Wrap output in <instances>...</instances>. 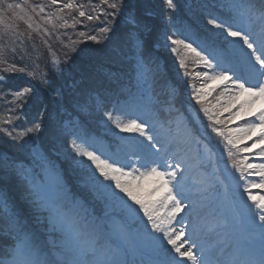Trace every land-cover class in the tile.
<instances>
[{
  "label": "rangeland",
  "instance_id": "obj_1",
  "mask_svg": "<svg viewBox=\"0 0 264 264\" xmlns=\"http://www.w3.org/2000/svg\"><path fill=\"white\" fill-rule=\"evenodd\" d=\"M193 2V0H187V3H182H184L183 6L189 8L190 16L195 21L197 28L206 37L209 36V40L204 37L203 40L195 39L192 35L194 32L196 36L194 28L185 30L183 33L185 35L177 30L169 32L167 36H163L162 40L166 54L171 57V64L173 63L171 66L173 71L171 72L174 74L172 73V76L180 82L179 86L174 88L182 92L184 100L187 99L184 96L189 94L191 98L197 101L196 89L200 88L204 81L196 74L202 72L211 74L212 69L196 61L191 54L185 56L183 48L173 45L169 37L184 39L186 42L192 43L193 47H198V50H201L212 61L213 65L217 62L215 57L224 55L225 64L235 66L245 59L244 53L240 52L238 47L228 43L231 38L226 37L219 29L208 25L206 21L216 18L218 22L233 23L236 13L240 12L243 13L244 23L250 22L254 30L259 32L260 21L258 17L260 9L264 8V2L262 0H209L208 4L211 7H217V10L223 14L218 15L219 17L211 16L209 10L198 14L193 13L194 9L191 7ZM250 5L254 6L251 10L249 9ZM154 48L159 50L160 46L155 45ZM173 48H177V51H173ZM182 57L185 60L184 66L180 63ZM135 66H139L135 74L137 87L128 92L125 97H114L106 104L98 97L89 101L91 102L90 107L93 109L91 112L97 120L98 130L104 132L108 138L93 135L91 139L86 137L87 140L93 145L94 150H98V154L104 153L105 158L116 161L118 166L127 165V170H131L134 166L141 171L144 170L141 164L145 159L160 160L164 158L171 162L170 158L175 156V159L179 160L178 157L180 156L175 154L176 149L171 146L174 139L186 144L185 154L187 155L182 161H173L172 163L181 165L178 173L182 171L183 175L177 177L179 180L178 190L184 197L183 203L188 205L186 200L190 202L191 207H186L184 211L177 214V220L173 222L172 227L176 229L183 227L187 238L195 240L200 248L204 249L205 258L210 264H235L236 261L244 259L247 254L245 250L253 249L256 245L260 248L261 245L258 227L260 221L258 216L253 220V210L249 207L252 202L247 199V193L244 191L247 185L259 184L261 180L249 169H245L242 175L234 166L233 160L241 168L244 167V164H264V156L260 154V148L264 147V144L257 139L261 129L256 128L238 141L241 149L238 151L229 145L224 137L218 136L213 128L235 131L237 128L244 127L247 122L255 120L260 111L264 110V99H253L247 94H241L237 100L228 104L227 97L230 94L228 91L230 84L228 81H221L223 85L205 96L203 107H208L216 112L222 123L216 124L215 120H209L203 112L204 119L208 121L203 126L199 121H196L197 118L194 114L190 111L185 112V105L184 109H180L176 104L167 103L169 101L162 98L165 93L156 92L161 91L163 83L151 82L147 76L148 68L146 66L143 65V67L141 62L136 63ZM219 70L217 69V71ZM212 82L214 81H209L207 87ZM168 89L169 87H165L164 91L166 92ZM249 100H251V104L246 105L245 109L241 111L240 104ZM91 112L88 114L93 116ZM107 112H112L114 116L125 121L137 119L139 122L145 123L147 135L154 139L148 141L146 136H141L139 133L121 131L107 120L104 115ZM201 112L202 110L198 109L200 115ZM237 112L238 115L229 119L230 113ZM85 136H67L65 139L62 135V138H58V140L60 142L66 141V150H61L62 153L53 148L50 150L54 156L60 157L62 160L66 159L74 169H79L75 172L84 178L87 184L89 182L92 185L93 191L90 192L95 196V199L88 200V197L83 195L79 202L76 200L69 203L64 197L66 193L62 189V178L51 173L48 167L43 177L36 176L31 179L24 173H20L19 176L16 174L18 187L23 190L29 204L37 211L36 215L39 214L37 219L40 225L37 223L38 226L48 234L47 242H44L46 247L44 252L49 254V247H53L55 250L50 255L53 258H57L58 254L59 258L69 261L74 258L85 261L92 259L91 257L74 256L70 251L74 243L72 236L67 231H61L59 227H53L48 208L59 207L63 217L73 220L83 232L98 236L102 242L115 241L119 244L127 252L126 257L122 258L126 259L128 264H148L149 261L161 259V255L151 251V247L159 245L160 241H153V238L148 235L151 226H146L147 218L143 216V213L130 214L124 201L113 195V192L119 193V190L115 189L114 183L111 188L106 187L109 184L108 181H104L103 184L98 183L93 176L94 166L86 158H81L72 151V140L75 139L77 143H80L81 138H85ZM254 141L256 142L255 147H253ZM150 145H155V147ZM134 147L137 149H133ZM161 148L165 151H158ZM229 150L233 153L231 157L228 154ZM226 158H228L227 161ZM37 159L40 161L39 155ZM81 159L85 161L84 164L79 163ZM228 160L230 161L229 164ZM240 161H244V164H241ZM11 174L15 175L13 170H11ZM95 176L98 177L99 173H96ZM122 179L127 180L129 177H122ZM100 180L103 178L100 177ZM157 183L158 181L154 177L139 181L141 185L138 190L140 198L153 201L161 199L167 189L158 188ZM152 189L156 190L152 191ZM252 192L253 194L264 195V190L258 188L252 189ZM149 193H151L150 196ZM119 195L123 196L124 194L119 193ZM128 203L132 202L129 200ZM88 204H94V208H99L96 206L97 204H100L102 209L108 208V211L102 214L103 217L108 216L107 220L100 218L98 221L94 213L86 216L83 207ZM111 205L115 206L109 209ZM134 207L138 208L139 206L135 205ZM160 211L163 214L165 210L161 209ZM103 221L105 222L103 223ZM131 223L137 227L130 228L128 225ZM161 235L162 233L155 234L156 237ZM48 242L49 244H47ZM141 247L147 252H144ZM164 247L170 248L166 245V241ZM194 251L199 255V248ZM138 260L141 262H136Z\"/></svg>",
  "mask_w": 264,
  "mask_h": 264
},
{
  "label": "trees",
  "instance_id": "obj_2",
  "mask_svg": "<svg viewBox=\"0 0 264 264\" xmlns=\"http://www.w3.org/2000/svg\"><path fill=\"white\" fill-rule=\"evenodd\" d=\"M193 1V13L209 10L213 17L223 15L217 7L208 4L209 0ZM182 2L187 3V0H173L175 7L169 8L166 0H122L123 7L113 16V10L101 0H73L78 5L95 6L93 15L99 19L88 21L79 17L78 11H90V8L65 9L63 5L68 0H59L56 5L51 0H4L6 10L2 15L6 22L16 27L15 35L10 33L0 39V47L5 44L9 49L15 47L17 55L6 50L0 57L7 60V63L0 62V76L4 77L0 81V202H3L0 203V259L5 258V253L14 244L15 228L10 220L13 214L32 235L34 242L46 250L44 242H47L48 234L38 226L39 214L36 215L37 211L17 185L16 178L20 173L31 179L43 177L48 167L51 173L62 178L64 197L69 203L79 202L83 195L88 200L95 197L90 192L93 191L92 185L75 172L79 169H74L66 159L54 156L50 149L66 150V141L58 140L62 135L65 139L76 135L105 138L106 134L96 126L97 120L89 101L98 97L106 104L114 97H125L137 87L135 74L139 66H135L136 63L141 62L148 68L147 76L151 82L163 83L161 91L156 92L165 93L162 98L169 101L167 103H174L180 109L185 105V112L190 111L197 122L206 125L203 105L189 94L184 96L187 101L184 100L182 92L174 88L180 82L172 76L173 63L162 40L169 32L177 30L183 34L193 28L195 39L203 40L204 37L209 40V36L197 28L189 8ZM8 4L13 7L7 9ZM105 11L107 17L103 15ZM130 17H135L134 29L128 23ZM3 27L0 25V35ZM105 27L110 30L102 32ZM130 31L136 33L138 44L130 38ZM92 35L97 36V40L88 38ZM155 45L160 49L156 50ZM21 53H27L24 60L19 59ZM13 64L25 68L26 72L4 71ZM29 72H35V77L29 76ZM24 87H31L33 91L22 100H14L11 93ZM165 87H169L166 92ZM198 109L202 110L201 115ZM35 123H40L41 128L27 132ZM21 132L25 135L18 136ZM99 205H96L99 208H94V204L85 205L84 214L94 213L98 221L106 219L102 214L108 208L102 209ZM112 206L115 205L109 209ZM130 226L137 227L133 223ZM54 250L49 247L50 253Z\"/></svg>",
  "mask_w": 264,
  "mask_h": 264
},
{
  "label": "snow or ice",
  "instance_id": "obj_3",
  "mask_svg": "<svg viewBox=\"0 0 264 264\" xmlns=\"http://www.w3.org/2000/svg\"><path fill=\"white\" fill-rule=\"evenodd\" d=\"M58 2L59 0H51L53 5L58 4ZM262 2H264V0H262ZM3 3L4 0H0V25L4 26L0 39H3L4 36H9L10 33L15 35L16 27L13 23L5 21L2 15L6 10L3 8ZM101 3L113 10V16L123 7L122 0H112L111 3H109V0H101ZM166 3L169 8L175 7L173 0H166ZM12 7L13 5L11 4L7 5V9H11ZM16 7L20 6L16 5ZM86 7L90 8V11L79 10V17L86 18L88 21L99 19L98 16L93 15L96 10L95 6L78 5L73 3V0H68V3L63 5L65 9H84ZM252 7L254 6L250 5L249 9L251 10ZM103 15L107 17L108 13L105 11ZM20 19H23V17H20ZM258 19L260 21L259 32L254 30L250 22L247 24L244 23L243 13L240 12L236 13V18H234L233 23L218 22L216 18H211L206 21L208 25H211L215 29H219L226 37L231 38L228 43L234 47H238L240 52L244 53L245 59L235 64V66L232 64L226 65L224 55L215 57L217 62L213 65L212 61L209 60L201 50H198V47H193L192 43H188L184 39H172V37H169L173 45L183 48L185 56L191 54L196 61L212 69L211 74L209 72L196 74L204 81L202 86L196 89L195 92L198 103L203 105L205 96L209 92L215 90L214 88L207 87L208 82L218 80L228 81L230 84V88L228 89L230 94L227 97L228 104L237 100L238 96L241 94H247L253 99H264V8L260 9ZM128 23L134 29L136 26L135 17H130ZM109 30L108 27H105L101 31L107 32ZM129 36L133 40H136L137 44L139 43L134 31H130ZM88 38L93 41L97 40V36L95 35ZM6 50H9L13 56L17 55L15 47L9 49V46L5 44L3 47H0V57L5 55ZM173 51H177V48H173ZM26 55L27 53H21L19 59L24 60ZM0 62L7 63V60L0 59ZM180 63L182 66L185 65L183 57ZM217 69L220 70L217 71ZM4 71L25 73L26 69L23 67L17 68L15 64H13L10 68H5ZM27 74L35 77V72H29ZM3 80L4 77L0 76V81ZM42 82L46 83V81ZM32 91L33 89L31 87H24L12 92L11 95L14 100H22L24 97L30 95ZM5 95H7V93ZM250 104L251 100L245 101L240 104V110L243 111L245 106ZM202 110L208 116L209 120H215L216 124L222 123V121L218 119L216 112H213L208 107H203ZM238 114V112L230 113L229 119ZM104 115L107 117L108 121L123 132L139 133L141 136H146L148 141L154 139L152 136L147 135V125L139 122L137 119H128L125 121L118 116H114L112 112H107ZM40 128V123H35L32 128L26 131L35 132ZM256 128L261 129L257 139L260 143L264 144V110L260 111L255 120L247 122L244 127L237 128L235 131L216 127L213 128V131H215L218 136L224 137L229 145L239 151L241 149L238 141L242 137L253 132ZM7 135L12 136V133L7 132ZM17 135L23 136L25 133L21 132ZM150 146L155 147V145ZM255 146L256 142L254 141L253 147ZM71 149L77 156L86 158V160L94 166L93 176L98 183L103 184L104 181H108L109 184L106 187L109 188H111L114 183L115 189H118L119 193L124 194L120 196L119 193L113 192V195H116L120 200L124 201L130 214H139L142 212L143 216L147 218L146 226H151V231L148 235L153 238V241H160L159 245L151 247V251L162 256L161 259L149 261L148 264H189V262H191V264H210L205 258L204 249L200 248L195 240H189L187 238L183 227L179 229L172 227L173 222L177 220V214L184 211L186 207H191L190 204L185 205L183 203L184 197L178 190L179 180L177 177L178 175H183L182 171L178 173V170L181 168L179 163H171L168 159L164 158L160 160L145 159L141 164V167L144 169L143 171L134 166L131 170H127V165L124 167L118 166L116 161L105 158L104 153L101 152L98 154V150L93 149V145L87 138H81L80 143H77L75 139L72 140ZM158 151L165 150L161 148L158 149ZM228 154L230 157L233 156L231 150H229ZM260 154L264 156V147L260 148ZM79 163L84 164L85 161L81 159ZM240 163L244 164V161H240ZM233 164L242 175L245 169H249L252 170L255 175L259 176L261 180L259 184L251 183L244 189L247 193V199L252 202L249 207L253 210V220L258 216L260 221L258 225L261 236L259 255L257 258L253 252L249 251L244 259L236 261L235 264H264V195L253 194L252 192L254 188L264 190V164H244L243 168H241L235 160H233ZM96 173H99L98 177L95 176ZM250 174H252V172H250ZM100 177H102L103 180H100ZM122 177H129V179L123 180ZM153 177L158 181V188L167 189L165 195L156 201L141 199L138 191L141 187L139 181ZM155 190L156 189H152V191ZM148 195L150 196L151 193ZM125 197H127V200H125ZM129 200L132 203H128ZM135 205L139 207L136 208L134 207ZM161 209L165 210L163 214L160 211ZM48 211L53 227H59L61 231H67L68 234L72 236L74 243L70 251L73 255L91 257L92 259L85 261L74 258L69 261L59 258L58 254L57 258L51 257L34 242L32 235L25 229L24 225L21 224L19 218L13 214L10 220L15 228V235L13 236L14 244L10 246L5 253V258L0 259V264H128V261L122 258L126 257V250L122 249L115 241L102 242L98 236L83 232L73 220L63 217L59 207H49ZM156 233H162V235L156 237ZM165 241L166 245L170 246V248L164 247ZM198 248L199 255L194 251Z\"/></svg>",
  "mask_w": 264,
  "mask_h": 264
},
{
  "label": "bare ground",
  "instance_id": "obj_4",
  "mask_svg": "<svg viewBox=\"0 0 264 264\" xmlns=\"http://www.w3.org/2000/svg\"><path fill=\"white\" fill-rule=\"evenodd\" d=\"M221 85H223V82H221V81H214V82H212L208 87H209V88L217 89V88H219V86H221ZM211 92H213V91H211ZM211 92H209L208 94H210ZM208 94H207V95H208ZM171 146H172L174 149H176L175 154L180 156V157H178L179 160H176V159H175V156H172V157L170 158V159H171V163H172L173 161H176V162H180V161H182V160L184 159L185 155H187V154H185V153H186V149H185V148H187V145L178 142L177 139H174L173 142L171 143ZM133 149H137V148L134 147ZM139 150H140V149H139ZM185 202H187L188 205L190 204V202H188V201H186V200H185ZM185 223H186V222H185ZM224 248H225V247H224ZM224 248H223V249H224ZM189 264H191V262H189Z\"/></svg>",
  "mask_w": 264,
  "mask_h": 264
}]
</instances>
